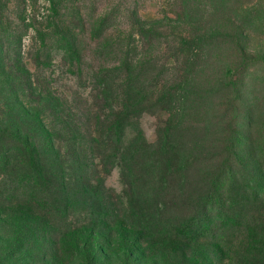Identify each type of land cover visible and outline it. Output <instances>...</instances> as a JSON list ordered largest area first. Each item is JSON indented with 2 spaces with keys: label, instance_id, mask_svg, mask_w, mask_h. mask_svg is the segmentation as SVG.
Here are the masks:
<instances>
[{
  "label": "rangeland",
  "instance_id": "1",
  "mask_svg": "<svg viewBox=\"0 0 264 264\" xmlns=\"http://www.w3.org/2000/svg\"><path fill=\"white\" fill-rule=\"evenodd\" d=\"M0 125L69 154L0 264H264V0H0Z\"/></svg>",
  "mask_w": 264,
  "mask_h": 264
},
{
  "label": "trees",
  "instance_id": "2",
  "mask_svg": "<svg viewBox=\"0 0 264 264\" xmlns=\"http://www.w3.org/2000/svg\"><path fill=\"white\" fill-rule=\"evenodd\" d=\"M60 48H67L69 53L76 54L74 43L61 45ZM6 126L8 125H0V198L24 200L36 204L37 207L46 208L47 201L43 203L42 201L48 195H55L53 189L56 187L55 181L57 180L49 168L66 167L69 154L63 152L65 148L61 144L59 149L63 153L59 152L52 156L53 163L51 160L47 161L46 153H38L36 150L35 145L40 138L37 137V129L30 127L25 129L22 135L10 129V126ZM58 132L61 133L59 139L62 135H67L63 142L71 141L69 136L72 133L71 129L67 131L62 124Z\"/></svg>",
  "mask_w": 264,
  "mask_h": 264
}]
</instances>
